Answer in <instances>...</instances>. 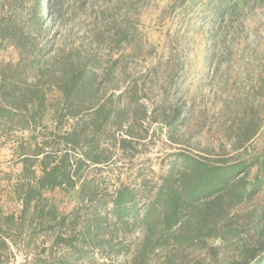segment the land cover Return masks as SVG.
Instances as JSON below:
<instances>
[{
	"label": "trees",
	"instance_id": "16d2710c",
	"mask_svg": "<svg viewBox=\"0 0 264 264\" xmlns=\"http://www.w3.org/2000/svg\"><path fill=\"white\" fill-rule=\"evenodd\" d=\"M190 1L173 0V6ZM263 1L206 0L209 52L220 57L219 64L225 65L235 48L244 13ZM100 2L104 5L93 3L82 23L72 0L67 7L64 0H44L43 7L41 0H0V46L16 55L0 62V152L9 151L4 162L20 167L14 175L0 169V185L5 182L19 207V213L0 207V264H12L18 256L22 264H95L126 254V264H201L187 261L186 251L213 253L208 241L219 240L237 247L227 264H264V203L231 214L262 190L258 176L245 193L247 174L258 163L264 172V162L213 157L186 146L179 134L192 110L149 102L147 75L133 73L144 52L137 31L118 10L119 0ZM55 90L63 105L51 130L44 117L47 96ZM241 115L252 118L234 134L233 152L260 128L253 104ZM152 124L163 125L178 148L168 154L154 187L142 181L139 195L123 184L109 191L94 176L80 183L84 173H101L139 154ZM77 188L83 209L68 216L46 197ZM137 232L139 238L126 248Z\"/></svg>",
	"mask_w": 264,
	"mask_h": 264
},
{
	"label": "rangeland",
	"instance_id": "374dc122",
	"mask_svg": "<svg viewBox=\"0 0 264 264\" xmlns=\"http://www.w3.org/2000/svg\"><path fill=\"white\" fill-rule=\"evenodd\" d=\"M64 1L67 7V0ZM98 1L72 0L70 5H74L75 15L80 22L85 23L91 15L93 3L97 7L104 5ZM119 1L118 10L129 19L131 27L137 31V42L144 49L142 56H138L134 62L133 73L137 77L147 75L149 85L145 90L149 102L158 105L180 103L192 110L189 123L180 130L182 142L193 150L213 157L230 155L232 158L264 162V3L244 13L235 48L229 59H223L225 65H222L219 64L220 57L212 58L209 52L211 40L204 12L206 0H191L182 7L173 6V0ZM41 2L43 7L44 0ZM218 55L220 52H217ZM15 59L12 48L0 46V62ZM153 68H156V72L151 71ZM46 104L44 122L54 130L63 105L61 94L56 90L50 92ZM251 104L258 108L261 119L259 131L243 149L237 148L233 152L230 144L234 134L240 132L242 126L252 118L251 115L243 117L242 109ZM149 129L150 139L140 148L139 154L131 159L123 157L101 173H84L80 183L94 176L109 191L112 185L123 184L138 191L139 195L142 181L154 187L170 160L168 154L178 148L169 143L163 125L152 124ZM9 154L4 149L0 152V169L14 175L20 171V167H12L4 162L9 160ZM259 166L260 163L247 174L249 186L245 193L258 176L264 180V172L259 170ZM46 197L61 215L68 216L83 209L78 188L68 193L57 189L47 193ZM263 203L264 186L253 198L236 205L231 214H245ZM0 207L5 213H19V207L5 187V182L0 185ZM139 236L137 232L127 239L126 248L132 247L134 239ZM208 247L216 248L214 254L204 250H187L186 260L190 263L227 264L237 256V247L231 243L208 241ZM129 259L130 256L126 254L125 257L99 260L95 264H126ZM22 262L21 256H18L12 264Z\"/></svg>",
	"mask_w": 264,
	"mask_h": 264
}]
</instances>
